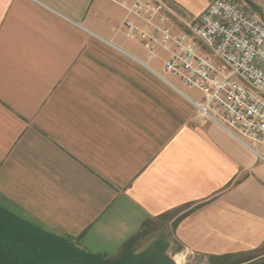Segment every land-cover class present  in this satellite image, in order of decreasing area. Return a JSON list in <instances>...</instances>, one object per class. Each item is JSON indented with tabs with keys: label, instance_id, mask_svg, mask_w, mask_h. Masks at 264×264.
Listing matches in <instances>:
<instances>
[{
	"label": "crops",
	"instance_id": "crops-1",
	"mask_svg": "<svg viewBox=\"0 0 264 264\" xmlns=\"http://www.w3.org/2000/svg\"><path fill=\"white\" fill-rule=\"evenodd\" d=\"M135 1L0 0V205L111 256L166 215L175 264L258 250L264 146L203 118L169 52L126 35ZM164 1L181 32L215 0Z\"/></svg>",
	"mask_w": 264,
	"mask_h": 264
},
{
	"label": "built area",
	"instance_id": "built-area-1",
	"mask_svg": "<svg viewBox=\"0 0 264 264\" xmlns=\"http://www.w3.org/2000/svg\"><path fill=\"white\" fill-rule=\"evenodd\" d=\"M130 10L145 26L126 19V35L152 58L158 47L169 52L164 70L203 92L201 116L245 145L264 146V19L238 0H215L194 21L178 18L183 31L173 32L164 0H136Z\"/></svg>",
	"mask_w": 264,
	"mask_h": 264
},
{
	"label": "trees",
	"instance_id": "trees-1",
	"mask_svg": "<svg viewBox=\"0 0 264 264\" xmlns=\"http://www.w3.org/2000/svg\"><path fill=\"white\" fill-rule=\"evenodd\" d=\"M130 243L116 256L89 252L0 205V264H175L166 245L136 252Z\"/></svg>",
	"mask_w": 264,
	"mask_h": 264
},
{
	"label": "rangeland",
	"instance_id": "rangeland-1",
	"mask_svg": "<svg viewBox=\"0 0 264 264\" xmlns=\"http://www.w3.org/2000/svg\"><path fill=\"white\" fill-rule=\"evenodd\" d=\"M169 223V215L150 220L142 232L131 241L128 248L141 252L152 246L166 245L167 247L170 239ZM166 253L171 255V252ZM209 264H264V246L254 251L228 255Z\"/></svg>",
	"mask_w": 264,
	"mask_h": 264
}]
</instances>
